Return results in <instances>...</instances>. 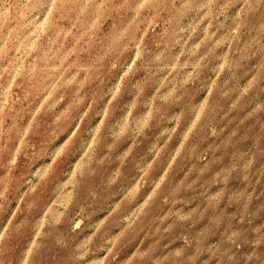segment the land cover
<instances>
[{
	"label": "rangeland",
	"instance_id": "374dc122",
	"mask_svg": "<svg viewBox=\"0 0 264 264\" xmlns=\"http://www.w3.org/2000/svg\"><path fill=\"white\" fill-rule=\"evenodd\" d=\"M0 264H264V0H0Z\"/></svg>",
	"mask_w": 264,
	"mask_h": 264
}]
</instances>
